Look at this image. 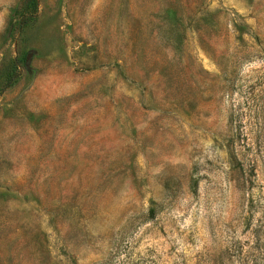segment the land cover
<instances>
[{
    "label": "rangeland",
    "instance_id": "374dc122",
    "mask_svg": "<svg viewBox=\"0 0 264 264\" xmlns=\"http://www.w3.org/2000/svg\"><path fill=\"white\" fill-rule=\"evenodd\" d=\"M0 264H264V0H0Z\"/></svg>",
    "mask_w": 264,
    "mask_h": 264
}]
</instances>
